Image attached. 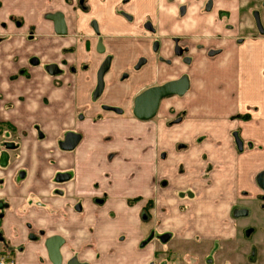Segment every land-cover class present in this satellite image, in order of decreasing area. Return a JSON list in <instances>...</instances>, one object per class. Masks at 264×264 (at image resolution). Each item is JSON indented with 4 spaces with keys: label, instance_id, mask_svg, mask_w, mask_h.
Masks as SVG:
<instances>
[{
    "label": "crops",
    "instance_id": "0c3cea01",
    "mask_svg": "<svg viewBox=\"0 0 264 264\" xmlns=\"http://www.w3.org/2000/svg\"><path fill=\"white\" fill-rule=\"evenodd\" d=\"M246 2L0 0V227L17 264H55L53 235L61 264H264V9L254 21ZM185 73L157 118L123 120L139 137L115 136L137 93Z\"/></svg>",
    "mask_w": 264,
    "mask_h": 264
},
{
    "label": "flooded vegetation",
    "instance_id": "af4514ba",
    "mask_svg": "<svg viewBox=\"0 0 264 264\" xmlns=\"http://www.w3.org/2000/svg\"><path fill=\"white\" fill-rule=\"evenodd\" d=\"M212 3L210 2V3H208V5H211ZM246 6H248L249 8H251V17L253 18V20L254 21H256V18L258 17V10H256V6H257V4H258V0H247V2H246ZM260 6H261V8L262 9H264V0H261V2H260ZM123 15H124V17L126 18V19H129V20H131L132 19V16L129 14V13H123ZM260 14H259V18H260ZM147 27L150 29V30H152L153 29V27H152V24L151 23H147ZM256 31L258 30V29H255ZM153 47H154V50H156V51H159L160 50V42L159 41H156L155 43H154V45H153ZM188 47L187 46H185V45H183V44H181V40L180 39H175V44H174V46H173V55L176 57V58H178L179 60H180V63L183 65V66H188L190 63H191V61H192V59H191V56L188 54ZM215 52H217V51H215V50H212L210 53H215ZM160 61L161 62H164V63H166V64H168V65H170V64H172V61H173V59L171 60V59H169V58H165V59H163L162 57L160 58ZM111 62H112V58L111 57H108L107 59H106V61L101 65V67H100V69H99V78H98V80H99V82H98V87H97V90H96V92H97V95H101V93H102V91H103V89H104V75H105V73L110 69V67H111ZM147 63V58H145V57H142L139 61H138V63L136 64V66H135V70H137V68L139 67H142L143 65H145ZM138 68V69H139ZM132 76H133V72L132 71H124L121 75H120V81H122V82H126V81H130L131 79H132ZM180 79H185L186 80V82H187V86H186V90H185V92L184 93H186L187 91H188V89H189V78H188V75L185 73L184 75H181L180 77H177V78H173V79H168V80H164V81H162V82H159V83H156V84H151V85H147V86H145L139 93H137L135 96H134V98H133V100H132V107H131V109H130V112H131V114L134 116V118H136V119H138V120H141V121H148V120H151V119H154V118H157L158 116H159V114H160V111H161V109H162V104H163V102L166 100V99H169V98H171V97H174V96H177V95H182V94H184V93H182V94H179V93H176V94H171V95H168V96H165V97H163L161 100H160V103H159V106H158V110H157V114L154 116V117H152L151 119H147V120H143V119H140V118H138L137 116H135V114H134V108H135V100H136V97L138 96V95H140L142 92H144L145 90H147V89H149V88H151V87H155V86H162V85H164V84H166V83H168V82H170V81H174V80H180ZM107 111H111V112H113L114 114H117V115H122V114H124V110L122 109V108H120V107H118L117 105H115V106H106V107H104ZM185 116L183 115V114H181V115H178V116H176L172 121H168V123H170V124H172L173 122H179V121H181L183 118H184ZM4 127H6L8 130H10V131H13L14 130V127H13V125L12 124H10V123H4V122H0V133H2L4 130H3V128ZM81 137V135L80 134H78V135H76V136H74V135H65V137ZM8 144V145H7ZM4 146L7 148H13L14 147V144L13 143H9V141H6V142H4ZM3 154H6V160H5V162H2V156H3ZM7 162H8V153L5 151V152H2L1 154H0V164L1 165H6L7 164ZM66 178L68 177V175H66L65 176ZM104 198V197H103ZM102 199V198H101ZM140 200V196H137V197H135V198H132V199H129V202L130 203H134V202H138ZM149 203H148V205H147V210H149V208L152 206V200H149L148 201ZM4 203H1L0 202V218L1 217H3V214H4ZM147 210H145V211H147ZM53 236H59V235H53ZM53 236H50V237H48V239L49 238H51V237H53ZM61 237V236H60ZM33 238H34V236H33ZM47 239V240H48ZM47 240H46V246H47ZM4 243L5 244V248H4V251L1 253L2 254V256L0 257V260L1 259H4V260H6L8 263L7 264H9V262L10 261H13V264H17V261H16V257H15V249L12 247V246H10L9 244H7L6 243V237H5V235H4V233H3V231L1 230V227H0V243ZM63 242H64V240H63ZM63 242H62V244H63ZM62 246V245H61ZM61 248V247H60ZM47 249H48V247H47ZM49 252V251H48ZM60 254H61V252H60ZM61 257H62V255H61ZM63 260V259H62ZM72 260H74V259H71L70 261H72ZM77 262H78V260L77 259H75ZM52 261V260H51ZM70 261H68V263L67 264H69L70 263ZM53 262V261H52ZM54 263V262H53ZM61 263H62V261H61ZM60 263V264H61Z\"/></svg>",
    "mask_w": 264,
    "mask_h": 264
},
{
    "label": "water",
    "instance_id": "95a60500",
    "mask_svg": "<svg viewBox=\"0 0 264 264\" xmlns=\"http://www.w3.org/2000/svg\"><path fill=\"white\" fill-rule=\"evenodd\" d=\"M56 21V30L58 33H65L64 17L61 13H57L53 17ZM187 82L185 79L170 81L162 86L151 87L136 97L134 114L140 119H151L157 114L160 100L171 94H182L185 92ZM6 154L2 156V162H5ZM63 238L60 236H53L47 240V247L50 259L55 264H60L62 257L60 254V247ZM69 264H80L75 259L70 261Z\"/></svg>",
    "mask_w": 264,
    "mask_h": 264
},
{
    "label": "rangeland",
    "instance_id": "374dc122",
    "mask_svg": "<svg viewBox=\"0 0 264 264\" xmlns=\"http://www.w3.org/2000/svg\"><path fill=\"white\" fill-rule=\"evenodd\" d=\"M117 118L118 119L114 120V124H115L114 134L116 137H123V136L124 137H139V132L142 126H140L141 123L138 120L136 121L131 120V121L126 122L127 124H124V121H123L124 119H136L134 118V116L131 114L130 111H128L127 114H125L124 116H117ZM99 127L106 128L103 125H100ZM124 129H126V131ZM103 130L106 131L105 129ZM110 130L109 132H112V129ZM101 135L103 134H100V136ZM104 135L106 136L107 134L105 133ZM260 198L264 201V196H260ZM250 206H251L250 204L246 206V210L249 211ZM233 259H234L233 257H230L227 259V262H233L232 261Z\"/></svg>",
    "mask_w": 264,
    "mask_h": 264
},
{
    "label": "built area",
    "instance_id": "2783aa9c",
    "mask_svg": "<svg viewBox=\"0 0 264 264\" xmlns=\"http://www.w3.org/2000/svg\"><path fill=\"white\" fill-rule=\"evenodd\" d=\"M8 262L4 259L0 260V264H7ZM9 264H13V261H10Z\"/></svg>",
    "mask_w": 264,
    "mask_h": 264
}]
</instances>
